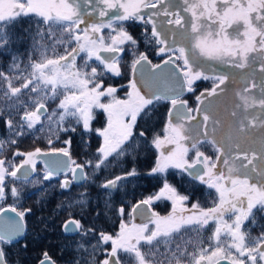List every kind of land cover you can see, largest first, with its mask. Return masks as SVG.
I'll list each match as a JSON object with an SVG mask.
<instances>
[{"label":"snow or ice","instance_id":"snow-or-ice-1","mask_svg":"<svg viewBox=\"0 0 264 264\" xmlns=\"http://www.w3.org/2000/svg\"><path fill=\"white\" fill-rule=\"evenodd\" d=\"M86 2L90 4L92 0H86ZM77 3H79L78 0ZM98 3L104 5V9L100 12L102 17L110 15L109 9H120L118 14L111 16L114 17V20L104 26V28L111 29L115 33L111 38V43L97 53V57L105 61L103 63V76L100 77V83L96 85V91L100 97L114 95L118 92L119 89L115 86L108 85L105 87L104 77H119L121 75L120 60L129 46L134 56L131 63L134 78L128 84V97L116 101L117 105L124 109L126 127L122 137L113 141L105 129H97L98 135L105 138V143L93 154L95 164H93L92 159H89L86 164L76 166L71 170V179L68 178V159L71 155L72 146L71 136L64 141V148L62 149L50 147L48 152L36 149L31 154L18 152L13 156V159L20 155H32L34 157L33 171L26 173L25 178L37 175L34 169L39 161H43V167L48 174L40 173L43 176V183L36 189L40 191L41 198L49 192L45 186L50 185L53 180H58L63 175L64 179L60 180L59 189L69 193L67 199L70 201V206H79L82 212L90 211L93 221L101 218L107 219L113 211L118 217H123L125 208L123 206L117 208L115 196L125 187L124 182L138 176L134 167L125 169L124 164L128 161H134L138 156L140 148L138 139L144 138L148 130L144 128L139 133H135L134 129L138 126V120H143L147 124L152 119L154 105L161 100H166L170 103L171 108L163 138L167 136L170 129L171 133L181 143L185 157L189 153L186 142L191 139V148L195 152V158L192 162L186 161L184 165L162 164L157 158L148 175L163 174L167 172L169 167H175L179 172L187 173L194 181H198L210 189H215L220 200V204L216 208L204 210L201 209L199 203H193L191 207L193 214H204V227H207L208 223L213 220L219 225L220 218L225 211L224 205L232 203L230 199L232 192L228 190V184L234 185L237 181L225 180L224 184L221 185L219 181L224 180L221 172L216 178V182H212V176L216 174L221 162L230 177L233 175L236 177L243 176L244 179L239 182L248 186V210L244 213L243 220L238 218L235 222L239 235L233 233L232 239H239L240 244L236 245L239 251L245 240L242 231H240L241 226L247 223L250 230L260 228L261 232L256 238L259 243L255 248L259 255H250L248 260L249 264H258V261L264 264V80L257 84L255 77H251L252 82L249 84L250 77L247 75L244 77V85L241 86V90L234 93L235 96L239 97L240 102L234 105L233 110L228 115L224 135L217 139L218 126L223 125L224 122L215 115L211 102L206 98H215L224 93L229 87V76L222 73L210 76L202 70L204 60L222 63L231 61L232 66L240 69L258 64L260 72L264 73V0H183V4L186 5L183 12L191 13L190 31L181 12L171 10L170 6H175L178 0H135V2L112 0L111 5H106L105 0H98ZM129 21L143 26L142 39L146 48L153 49L157 57H164L161 63H152L147 51H139L140 39L134 37L124 27ZM209 21L211 25L218 24V30L213 31L211 26H207ZM113 23L117 27H112ZM241 26L243 27L242 32L240 31ZM104 28L96 29V31L102 32ZM229 29H232L235 36L230 35ZM22 39L23 37L17 38V40ZM0 40L5 41L4 44H0V55H11V35L0 36ZM100 53H107L108 55L101 57ZM180 61L182 64L179 63ZM163 69L167 70V75L157 76ZM137 72L140 73V80L135 79ZM92 76H97L95 69L92 71ZM201 79H211L213 84L211 90H206L196 96L198 103L195 112L197 115H193L194 110L187 107V101L181 98V93L184 91L194 92L196 81ZM154 85L155 89L152 90ZM256 88L260 89L259 99L249 95ZM133 91L136 96L135 101L130 99ZM101 109L106 110L103 105H101ZM173 117L178 122H173ZM91 121L92 116L89 112L81 129L82 135L91 130ZM193 123L197 127L195 135L190 137L188 134L189 126ZM201 128H203L202 133ZM64 131H71L73 135L75 133V129H65ZM201 135L216 151L215 163L212 164L210 173L205 172L206 165H203L202 171L197 167L205 160L211 164L208 157L198 150ZM161 140L160 136H156L152 140V144L157 150L162 147ZM52 143L49 141L50 146ZM57 157H62V159ZM115 167L120 168L118 174L100 183L95 182L96 174L109 169L114 170ZM23 168L24 165H21V169ZM86 168L94 169L92 180H89L88 175L85 174ZM19 175L20 171L18 170L16 176ZM86 180L89 182L83 191L71 192L73 185L83 186ZM0 187H3V181H0ZM93 187L96 189L95 196L89 190ZM164 193H167L164 198L170 200L174 205L173 213H175L177 203L183 209L185 203L190 199L188 195H180L165 177L158 192L133 205V213L141 207L151 209L153 202L158 201ZM7 195L15 198V190L8 189L6 192H0V200L5 199ZM183 210L187 211V209ZM6 212L14 213L15 218L0 219V264H13V261L9 259V253L4 249V245H11L18 238L23 237V222L31 209L23 211H17L16 207L0 209V213ZM209 212L213 214L211 218L208 217ZM153 215L158 214L153 213ZM86 218L85 215L81 214L79 219L72 218L65 221L62 227L66 233L78 234L79 226ZM153 222L155 223V221ZM192 223H200V221H190L189 226ZM233 226L229 225L228 227L231 229ZM121 227H124L122 218ZM94 231L93 228L92 232ZM88 234L85 232L84 236L87 237ZM216 235H220L219 227ZM101 236L104 238L105 244L112 241V237L107 233H102ZM26 249L27 245L25 244L24 250ZM76 252L86 253L87 248L78 246ZM240 254L244 256L247 253L241 252ZM104 255L106 257L104 264H116L118 259L116 252H106ZM41 256L39 264H56V261L47 251H44ZM82 261V256H76L69 264H81ZM197 264H201V262L198 261ZM216 264H220L219 259L216 260Z\"/></svg>","mask_w":264,"mask_h":264},{"label":"flooded vegetation","instance_id":"flooded-vegetation-1","mask_svg":"<svg viewBox=\"0 0 264 264\" xmlns=\"http://www.w3.org/2000/svg\"><path fill=\"white\" fill-rule=\"evenodd\" d=\"M22 1V3H19L17 1L16 4L15 0H13V4L15 6L17 5L16 9L15 6H12V9H15L13 13L3 15L0 14V20H8L12 22L13 20H19V22L21 21L29 24L31 23V28L35 29V33L39 37L44 36L47 38H55L60 35L62 39L68 40V43L63 49L61 55L58 56L55 54V57L46 58L42 57L41 54L40 59L37 62L26 65L28 67H31L33 70H43L39 66H41V63L44 62L45 65H47L46 67L50 66L51 69H54L53 67L55 65H62V61L67 59L68 56L70 54H73L74 52L75 45L73 42V38L78 37L80 34H86V36L93 34V38L99 39L101 42H104V46L102 48L107 47V43H109L108 41H110L112 36L115 34L111 31V29L104 28V26L108 25L114 20V17L111 16L118 14L120 12V9H109L108 11L110 15L108 17H102L100 15V12L104 9V5L99 4L98 0H92L90 4L87 3L86 0H78L79 3H77V0H49L50 3L48 5L41 2H34L33 4H31L30 1ZM121 2H123V0H121ZM131 2H135V0H131ZM111 3L112 0H105L106 5H111ZM185 6L186 5L183 4V0H178V3H176L175 6L170 7L172 11L181 12V15L184 16L187 28L190 31L191 13L183 12V8ZM66 10L69 11L67 13L63 12ZM207 26H211L213 31H216L219 28L218 24L211 25L210 21L208 22ZM112 27L117 26L115 23H113ZM124 27L130 34L140 39L139 51H147L149 53V59L152 61V63L156 64L162 62L164 57H157L154 54L153 49L146 48V45L142 39L143 26L141 24L129 21L126 22ZM100 28H104L102 29V32L96 31V29ZM228 31L230 35L235 36V33L232 31V29H229ZM240 31H243L242 26L240 28ZM86 36L84 37L86 38ZM102 48L98 49L94 56H91V60L90 57H86V61L82 65V67L84 68V76L82 75L83 80H80L81 84L79 85V87L84 89V97H80L78 94L81 89L78 91V89H70V87L65 88V86L60 85L52 88L53 86L50 84L51 86L45 87V89L42 91L41 87H38L39 92L36 95L39 97L46 96L47 98H44L46 102H43L44 104L42 103L38 105L34 111H31L32 109H30L28 111H25L26 113H22L20 115V119L25 120L24 122L34 121L36 119H41V115L47 109L48 105L54 106L56 104L55 106H57L56 108L58 109V111L61 110L62 112L64 110L63 108L65 100L67 98L68 101L66 102V106H69L68 109L70 108V105L68 103L70 97L71 100L77 97L81 104H83L87 98V104L89 107L85 108L88 109L87 115L90 112L92 116L90 126L91 130L82 135L81 129L83 127V123L78 116L74 115V111L72 110L71 113H68V115L63 117V120L61 122L57 121L56 123H54V127L52 130L53 132L51 134V141L53 143L51 144V146L41 149L43 152L49 151L50 147L52 149H62L64 148V141L71 136V155L68 159L69 179H71V170L76 166L86 164L89 159H92L93 164H95L93 154H95L97 152V149L105 143V138L100 137L96 130L105 129L107 135L111 137L113 141H115L117 140L116 133L121 128L117 126H110V121L113 122L114 118L119 119L121 124H123V122L125 121V119H123L124 114L119 113L117 110L115 112L112 111L113 109L110 108L111 104L109 102V99L110 97L123 99L128 95V84L133 79L131 63L134 59V56L131 51V47L129 46L128 50L122 55V58L120 60L121 75L119 77H104L105 87H107L108 85L115 86L119 89L118 92L114 95L100 97L99 93L96 91V85L100 83V77L103 76V63L105 61L101 58H98L97 53H99ZM40 52L42 53V51ZM100 56L107 57V55L101 53ZM47 59L49 60L48 63L46 62ZM179 63L182 64V61H180ZM67 64H69V62L65 63V65ZM71 66L75 68L74 63H72ZM112 67L115 66L112 65ZM93 69H95L97 72L96 77L92 76ZM202 70L210 76H214L220 73L229 76V87L225 90L224 93L218 95L215 98H206L211 102L216 116H228L229 113L233 110L231 107L234 104L240 102L239 97L235 96L234 93L241 90V86L244 85V77L246 75L250 77L249 84L252 82L251 77H255V83L257 84L264 80V73L260 72L258 64L252 65L245 69H240L232 66L231 61L222 63L220 61L204 60ZM28 81L29 79L25 82H22L21 85L23 87H26ZM212 84L213 81L211 79H201L199 81H196L194 92L189 93L187 91H184L181 94V98L187 101L188 108L194 110L196 109L198 103L196 100V96H199L206 90H211ZM28 92L29 91L27 90V92L25 94H22L21 97L26 96ZM54 93L55 95L53 96ZM249 95L255 96L257 99H259L260 89L256 88ZM94 100H97L98 103L91 105ZM25 103H27L26 100ZM61 104H63V106H61ZM101 105H103L106 110H102ZM41 106H43V109H41L43 112L41 111L40 113H37V110H39ZM170 108L171 105L166 100L157 102L153 108L152 119L148 121L147 124H145L143 120H138V126L134 129L135 133H139L144 128H147L148 130L144 138L138 139V143L140 144L138 156L134 161H128L124 164L125 169H131L134 167L138 173V176L124 182L125 187L120 191V193H124V199L120 201V203L117 205V208L123 206L125 208V215L123 217H119L118 223L115 227V233L121 231L123 228L127 229L130 226L138 229V232L143 233V230L140 229V225H145L144 223H147V226L152 229L151 232H148L147 234L143 233L138 238L127 240L125 245L118 244L120 246V249L117 248L116 250L118 255L116 264H197L198 261H200L201 264H214L216 263L217 259H219V261H231V264H249L248 256L259 255L258 252L249 251V249H251L249 246L253 245V247L255 246L256 248L257 244L259 243L256 238L260 234L261 230H258L259 233L257 235H251L249 225L246 223L243 224L240 228V231H242L245 237V240L243 242L245 248H243V250H237V252H245L247 254L244 256H241V254L235 255L234 240L232 239V234L237 233L234 220L235 200L233 190L235 188L231 186V183L228 184V190L232 192V196L230 198L232 203L224 205L225 211L223 216L220 218L219 225H217V223L213 220L212 222L208 223L207 227H204L203 222L205 220V216L203 213H199L202 216H190L187 218L184 217V214H193L191 211L193 203H199L201 209L204 210L216 208L217 205L220 204V200L215 189H210L206 185H202L198 181H194L187 173H181L175 167H169L167 172L163 174L148 175L157 158H159L162 164L168 163L172 165H184L186 161L192 162L193 158H195V152L191 148L192 141L186 142L187 146L189 147V153L187 157H185L182 152L181 143L179 142L178 138L171 133L170 129L167 136L163 138L164 129L169 120L168 113ZM173 122H178L175 117H173ZM34 124L37 123L34 122ZM75 124H77L78 126H75ZM41 127L35 125L30 129L29 133L27 131V128H24L20 135L23 136L26 134H37L38 130ZM218 128L219 131L217 133V139L220 138V135L224 134L226 126L220 125L218 126ZM65 129H75L74 135L71 131L65 132ZM13 130L14 129L12 128L7 129L5 134H0V137L6 136L8 134V131L12 132ZM200 131L201 133L203 132L202 129H200ZM171 134V139H175L173 144L169 143ZM156 136H160L162 138V147L160 150H157L152 144V140ZM203 139L204 137L203 135H201L200 142L198 143V150L203 152L205 156L208 157V160L211 161V164L208 163L207 160H205L202 161V164L198 165L197 167L202 171L203 165H206L205 172L210 173L211 166L215 163L216 151L210 143L204 141ZM46 142H49L47 137ZM171 150L173 152H171ZM33 160H25L19 163L13 170V177H15L14 179L16 180L22 181L24 184L26 181L35 179L34 183L37 188L40 184L43 183V176L40 175V173H43L44 175L48 174L47 170L43 167V161H39L37 163V167L34 169L37 175H32L29 178H18L14 175L15 170L21 165H24L25 169L33 171ZM119 172V167H115L114 170L109 169L108 171L100 172L96 174L95 181L100 183L107 178L114 177ZM221 172L224 176V180L219 181L221 185L224 184L225 180H235L233 176H229L227 169L221 162L216 174L212 176L213 183L216 182V178L220 175ZM85 174L88 175L89 180H92L94 169L86 168ZM165 177L167 178L168 183L174 186L180 195L189 196L190 199L183 206V209H187V211H184L179 203H177L175 205V213H173L174 205L170 200L164 198V196L167 195V193H164V195H162L158 201L153 202V204L151 205V209H148L151 212L148 217L140 218L134 215L132 213L133 205H135L138 201L143 200L144 198H147L148 196L154 195L156 192H158ZM62 179H64L63 175H61L58 180H53L50 185L45 186L49 189V192L45 197H50L53 199L58 198L61 199L62 202H68L67 197L69 196V193L62 192L59 189L60 180ZM242 179H244L243 176ZM88 182V180L84 181L83 186L73 185L71 192L75 193L83 191ZM243 186L244 188H248V186L244 183ZM1 189H3V187H1ZM91 189L89 190L91 191ZM245 191L249 192L247 189H245ZM36 195L37 197H41L40 191L34 193V196ZM244 195L245 194H243V196ZM1 202L2 200H0V203ZM9 207L10 206L4 205L1 206L0 209ZM26 209H31V212L35 211L33 207L24 208V210ZM17 211L20 210L17 209ZM153 213L158 215H153ZM212 215L213 214L211 212L208 213L209 218H211ZM26 218L27 216H25L23 222V236H25L27 232ZM121 218L126 225H124L123 228L121 227ZM150 218H154V224L153 222H148ZM69 219H72V217L65 219L61 224L60 230L62 231V235H77L78 237L79 233H81V225L79 226L78 234L65 233L63 231V223ZM193 220H199L200 223H192L191 226H189L190 221ZM229 225L234 226L229 229ZM218 227L220 231L219 236L216 235ZM115 233H109V235L114 238L116 236ZM45 234L47 236L53 235V233L51 232L39 233V235ZM99 234L101 236L102 232ZM237 235H239V233H237ZM101 241H104V238L102 236ZM149 241H151V243H149ZM25 244L26 239L23 237L22 245ZM107 251L108 249L105 248L103 250L104 254ZM39 258H42V256L40 255ZM39 258H37L36 264L39 261ZM85 262L86 264H90L89 257L87 258V260L83 261V264H85ZM56 264L58 263L56 262ZM258 264H261V262L258 261Z\"/></svg>","mask_w":264,"mask_h":264},{"label":"trees","instance_id":"trees-1","mask_svg":"<svg viewBox=\"0 0 264 264\" xmlns=\"http://www.w3.org/2000/svg\"><path fill=\"white\" fill-rule=\"evenodd\" d=\"M31 27V23L19 22V20H13V22L0 20V36L11 35L12 37V54L8 56L0 55V134L6 133V128L3 127L6 121L10 124V128H14L16 122L25 124L20 120L23 100H26L27 103L38 101L35 90L34 92H28L26 96L19 99L16 96L8 95L11 93L10 88H13V91H18L16 94L19 91L27 90V87H23L21 83L33 78V69L26 65L37 62L41 54L42 57L46 58L55 57V54L61 55L68 43V40L62 39L60 35H56L55 38L39 37L36 35L35 29ZM18 37H23V39L17 40ZM73 42L76 44V37L73 38ZM4 43V40H0V44ZM13 99H16V101L14 100L16 104L9 105ZM17 103H19L18 107L16 106ZM48 107L52 106L48 105ZM75 126L78 125L75 124ZM4 138H8V136H1L0 140ZM8 144H11L9 139ZM1 145L4 144L1 142L0 148ZM5 156L11 155L5 154ZM9 165L12 167L14 163L10 161ZM12 182L16 196L13 198L11 195H7L0 203V207L4 205L16 207L20 211H23L26 207H33L35 210L26 215L27 232L23 237L26 239L27 249L24 250V245H22L23 237L11 245L4 246L13 264H16V262L18 264H36L37 258L44 251H47L58 264H69L76 256H82L83 261L89 257L90 264L100 263L101 258L104 257L103 250L108 249L110 242L105 245L104 241H101L99 233H115V227L119 219L115 211L107 219L101 218L93 221L90 211L85 210L82 212L79 206H70L69 200L68 202H62L58 198L34 196V193L39 191L36 189L35 179L26 181L25 184L16 179H13ZM8 189L11 188L6 185L4 191L6 192ZM91 193L95 196L96 189H91ZM123 194L120 192L116 194V206L124 199ZM81 214L87 218L82 221L80 232H92L94 228L95 231L92 232V235L87 240L84 236L81 241H77V235H62L60 230L62 222L69 217L79 219ZM258 230L261 229L250 230L251 235H257ZM48 232L53 233V235H39V233ZM78 246L81 248L86 247L87 252H76ZM97 250L99 253H96ZM83 261L81 264H83Z\"/></svg>","mask_w":264,"mask_h":264},{"label":"rangeland","instance_id":"rangeland-1","mask_svg":"<svg viewBox=\"0 0 264 264\" xmlns=\"http://www.w3.org/2000/svg\"><path fill=\"white\" fill-rule=\"evenodd\" d=\"M17 1L19 3H22V0H15L16 4ZM25 1V0H24ZM26 1H30L31 4H33L34 2H41L44 4H49L50 1L49 0H26ZM13 0H0V14H8V13H13L14 10L16 9V6L13 4ZM43 5V4H40ZM12 6H15V9H12ZM46 7H53V6H46ZM59 11V10H58ZM69 10L63 11L65 13H67ZM93 35V34H92ZM92 35L86 36L85 35H79L78 37H76V44L74 42L75 48H74V52L73 54H70L68 56L67 59L63 60L62 65L57 66L55 65L53 68L51 69L50 66L46 67L47 65H45L44 63H41L42 65L39 66L41 67L43 70H39L37 71L36 69L33 70V78L31 80H29L27 82V90L29 92H34L38 94V87L42 89V91L45 89V87H49V86H53L52 88L56 87L57 85L60 86H65L66 87H70V89L74 88V89H78V94L80 97H84L85 95V91L83 88H80L79 85L81 84L80 80H83L82 75L84 76L83 72H84V68L82 67V65L84 64V62L86 61V57H91L94 56L96 51L100 48H102L104 46V42H101L99 39H95L93 38ZM86 36V38L84 37ZM109 43H107V46L111 43V40L108 41ZM47 63L49 62V60L47 59L46 61ZM59 62V61H58ZM66 62H69V64L65 65ZM74 63V67L73 68L71 66V64ZM60 68V69H58ZM40 84V85H39ZM51 84V85H50ZM37 87V89H36ZM13 88H10V92L8 95H12V96H16L17 99H19L22 94H25L27 92V90H24L23 92H20L16 94V92L18 91H13ZM41 95V93H40ZM55 95V93L53 94V96ZM128 95L125 97L127 98ZM44 98H47L46 96H42V97H37L38 101H31V103H25V100H23L22 102V111L20 112V115L22 113H26L25 111H28L30 109H32L31 111H34L35 108H37L38 105L42 104L43 102H46L44 100ZM131 100L135 101L136 100V96H135V92H133L132 97L130 98ZM16 99L11 100L9 105H15L16 104ZM21 100V99H20ZM110 101V108L113 109L112 111L115 112L116 110L119 113L124 112V109L122 106L117 105L116 101L119 100L117 97L115 98H111L109 99ZM68 101V98L65 100V104H64V110L61 112V110L58 111V109L56 108L57 106H52V107H47V109L44 111V113H42L41 115V119H36L34 121H26V124H21L16 122L17 124L14 126V129L12 132L8 131V138H4L1 139L0 141L4 144L3 146L1 145L0 148V180L3 181V189L2 191H4V187L7 185L9 188L13 189V182L12 180L13 178V170L15 169V167L25 161V160H33L34 157L32 155H20V156H16L15 159H13V156L16 153H22V154H31L33 153L36 149H42L45 147H49V142H46V137L48 138V141H51V134H52V130L54 127V123H56L57 121L61 122L63 120V117H65L66 115H68V113H71V111H74V115L78 116L82 123H84L85 119L87 118V111L88 109H86L85 107H89L87 104V98L85 100V102L83 104H81L79 102V100L77 99V97H75L73 100H71V97L69 99V105L70 108L68 109L69 106H66V102ZM127 102V101H126ZM98 101L94 100L91 105L97 104ZM44 104V103H43ZM90 105V106H91ZM235 105V104H234ZM234 105L231 107L232 109L234 108ZM17 107L19 106V103H17L16 105ZM61 106H63V104H61ZM231 109V110H232ZM121 111V112H120ZM43 112V111H42ZM215 112V110H214ZM193 115H197V113L195 112V109L193 111ZM216 115V113H215ZM217 117L219 118V120L223 121L225 126H227V120H228V116L225 115L221 116V115H217ZM78 119V118H77ZM123 119H125V117H123ZM21 120V119H20ZM22 122H24L25 120H21ZM34 122H36L37 124H34ZM8 124V125H7ZM38 126V127H42L38 130L37 134H26L21 136L20 134L22 133L24 128H27V131L29 133L30 129L34 126ZM109 125V124H108ZM45 126V127H44ZM110 126L112 127H120L121 129L116 133V137L117 140L120 139L122 137V134L124 132V129L126 127V125L121 124V122L119 121V119L114 118L113 122H111ZM4 128L9 129L10 128V124L8 123V121H6L3 125ZM44 127V128H43ZM196 124L193 123L189 126V135L190 137L195 135V129H196ZM51 128V130H50ZM21 129V130H20ZM203 131V128H201ZM110 133V132H109ZM224 135V134H223ZM223 135H220L223 136ZM172 134L170 136V144H173L175 139H171ZM8 139L10 140L11 144H8ZM205 141V139H203ZM189 141H192L191 139ZM171 152H173L171 150ZM5 154H10L11 156H5ZM235 154V153H234ZM12 158V159H11ZM16 163L15 167L13 168L10 167L9 162ZM13 168V169H12ZM12 169V170H11ZM234 179L237 181L236 184H232L231 186L233 188H235L234 191V200H235V214H234V220L235 222L237 221V219L239 218L240 220H242L244 218V213L247 212L248 210V196H249V192H246L245 189L248 190L247 187L244 188L243 183L239 182L242 181V176L240 177H236L234 176ZM243 194H245L243 196ZM190 216H202V215H193V214H184V217H190ZM154 218H150L148 220V222H153ZM141 224V223H140ZM145 225L141 224L140 225V229L143 230V233L147 234L148 232H151L152 228H149L147 226V223H144ZM154 224V222H153ZM125 225V224H124ZM126 226V225H125ZM235 229L237 230V228L235 227ZM84 232L79 233V236L77 238V241H81L82 238L84 237ZM88 236L85 237V240H87L91 235L92 232L89 231L88 232ZM142 232H138V229L134 228V227H128L123 228L121 231L116 232V236L114 238H112V241H110L109 243V247H108V251L107 252H116L117 253V248L120 249V246L118 244H123L125 245L127 240H132L135 238L140 237L142 234ZM239 239L234 240V247H235V255H240L239 252H237V248L236 245L239 244ZM244 244V243H243ZM240 246V249L243 250L244 245ZM251 249H249V251H255V246L253 247V245L249 246ZM256 252V251H255ZM96 253H99V251L97 250ZM106 257L104 256L103 258H101L100 263L99 264H104Z\"/></svg>","mask_w":264,"mask_h":264},{"label":"water","instance_id":"water-1","mask_svg":"<svg viewBox=\"0 0 264 264\" xmlns=\"http://www.w3.org/2000/svg\"><path fill=\"white\" fill-rule=\"evenodd\" d=\"M101 54H104V55H108L107 53H101ZM161 75H164V76H166L167 75V70L166 69H163V70H161V73H158L157 74V76H161ZM132 77H133V72H132ZM134 78V77H133ZM135 79H137V80H140L141 79V77H140V73L139 72H137L136 73V75H135ZM155 89V85L153 86V89L152 90H154ZM145 90H147V89H145ZM183 93V92H182ZM181 93V94H182ZM41 109H43V106H41L40 108H39V110H37V113H40L42 110ZM44 152H48V151H44ZM47 158V157H46ZM58 159H62V157H57ZM50 159V158H49ZM20 171V175L19 176H16V172L17 171ZM31 170H27V169H25V168H23V169H21V166L20 167H18L16 170H15V172H14V175L16 176V177H18V178H25V174L26 173H28V172H30ZM2 191V189H1V187H0V192ZM5 209H7V208H5ZM132 213H133V211H132ZM150 211L147 209V208H144V207H141L139 210H137L135 213H133L134 215H136V216H138V217H140V218H146V217H148L149 215H150ZM8 217H13V218H15V214L14 213H12V212H6V213H0V219H7ZM64 224V223H63ZM63 228V227H62ZM63 231H64V229H63ZM65 232V231H64ZM66 233V232H65ZM37 264H39V261L37 262ZM214 264H216V263H214ZM220 264H229V262H227V261H225V260H221L220 261Z\"/></svg>","mask_w":264,"mask_h":264}]
</instances>
